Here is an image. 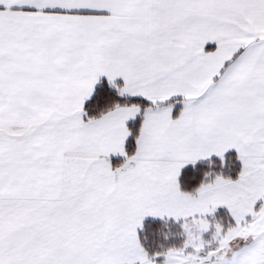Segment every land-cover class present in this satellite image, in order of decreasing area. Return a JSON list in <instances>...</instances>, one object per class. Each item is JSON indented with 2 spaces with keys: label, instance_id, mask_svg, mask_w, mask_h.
I'll return each mask as SVG.
<instances>
[{
  "label": "snow or ice",
  "instance_id": "obj_1",
  "mask_svg": "<svg viewBox=\"0 0 264 264\" xmlns=\"http://www.w3.org/2000/svg\"><path fill=\"white\" fill-rule=\"evenodd\" d=\"M0 264H264V0H0Z\"/></svg>",
  "mask_w": 264,
  "mask_h": 264
}]
</instances>
